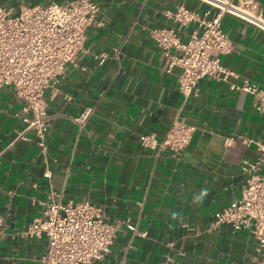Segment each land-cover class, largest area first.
<instances>
[{"label": "crops", "instance_id": "obj_1", "mask_svg": "<svg viewBox=\"0 0 264 264\" xmlns=\"http://www.w3.org/2000/svg\"><path fill=\"white\" fill-rule=\"evenodd\" d=\"M63 1L0 0V7L16 13ZM94 1L99 24L85 32L86 53L44 92L51 119L46 151L24 131L14 90H0V264H38L46 240L23 232L40 215L38 202L51 194L62 204L88 201L106 220L121 223L109 252L91 264H258L247 230L214 222L240 199L241 167L259 154L242 140L264 145V110L253 108L250 95L229 89L241 78L264 89V31L223 16L233 49L220 62L238 79L202 78L187 99L178 91L179 69H167L150 30L175 28L168 13L179 5L200 13L208 6L199 0ZM255 1L264 14V0ZM192 29L178 34L184 39ZM100 53L109 56L103 64L94 59ZM85 108L92 114L78 126L73 119ZM177 118L196 127L185 149L172 154L139 144L141 134L162 138Z\"/></svg>", "mask_w": 264, "mask_h": 264}, {"label": "built area", "instance_id": "obj_2", "mask_svg": "<svg viewBox=\"0 0 264 264\" xmlns=\"http://www.w3.org/2000/svg\"><path fill=\"white\" fill-rule=\"evenodd\" d=\"M208 6L202 13L184 5L168 13L175 28H153L150 36L166 60L167 69L178 68V91L189 98L205 77L216 81L238 79L221 65L220 56L232 52V44L221 28L223 16L230 15L264 31V14L255 0H199ZM100 7L94 0H64L45 5L22 7L16 13L0 7V90L11 87L21 101L24 131H31L38 147L47 149L51 119L47 113L44 92L58 82L67 66L74 63L84 48L85 32L98 25ZM193 27L186 38L180 31ZM118 50H114L116 59ZM109 56H94L103 64ZM229 89L250 95L253 108L264 110V89L249 79L230 82ZM92 114L85 108L73 122L86 123ZM196 127L183 119H174L162 138L141 134L139 144L157 152L176 154L187 147ZM254 144L258 156L241 167L245 185L240 199L223 208L214 226L228 225L233 230H247L256 243L258 264H264V145ZM44 177L50 178L46 170ZM40 215L25 227L28 238H45L46 249L38 264H91L110 250L120 222L106 220L100 207L88 202L62 204L53 194L38 202ZM126 227H133L127 221Z\"/></svg>", "mask_w": 264, "mask_h": 264}]
</instances>
